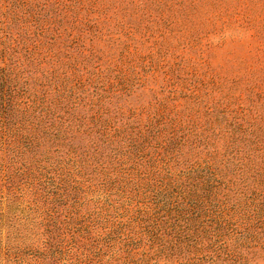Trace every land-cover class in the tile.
<instances>
[{
	"label": "trees",
	"instance_id": "obj_1",
	"mask_svg": "<svg viewBox=\"0 0 264 264\" xmlns=\"http://www.w3.org/2000/svg\"><path fill=\"white\" fill-rule=\"evenodd\" d=\"M6 1L0 0V5ZM204 1L150 0L144 11L140 9L141 17H147L153 26L137 24L131 29L143 31L149 38L156 32L164 36L159 24L170 33L177 26L189 29L194 11ZM10 2L8 10L2 11L0 6V40L13 29L20 38L12 46L0 48V230L9 227L12 234L4 244L0 239V260L7 264H158L161 260L257 264L259 252L264 258V80L248 82L245 99L234 96L235 90L233 96L223 94L225 102L203 105L200 92L208 93L209 84L182 78L181 72L174 76L179 68L171 69V78H164L171 87L169 96L157 103L161 109L146 112L147 121L153 116L150 122L142 128L139 112L136 127L129 131L117 127L111 136L110 121L100 110L85 117L73 109L83 101L74 97L78 91L85 93V87L97 86L101 75L86 76L84 82L77 80L69 89L55 77L59 81L55 92L43 89L45 85L35 76L37 68L60 53L66 27L58 32L54 25L66 23L67 16L58 19L54 15L63 7L75 12L85 3ZM151 6L159 9L154 18L147 13ZM19 23L30 29L23 30ZM85 58L92 63L97 56L91 53ZM128 68L136 70L131 64ZM115 70L113 79L122 73V69ZM136 79L140 78L123 76L117 89L111 85L105 93L111 92L113 98L114 91L131 92ZM212 85L211 94L219 91ZM180 87L184 92L178 91ZM180 100L183 103H175ZM193 105L202 106L203 118L201 108ZM131 114L137 118L135 112ZM78 136H93L94 148L81 151ZM114 137L125 147L123 161L117 162L113 155L108 161L104 158ZM114 161L118 168L113 171L123 174L128 184L141 183L157 195H147L151 206L140 209L136 205V214L126 223H118L119 230L107 232L111 229L110 210L115 207L111 196L117 195L111 189ZM92 187L104 194V205L90 209L86 206L90 202L87 196L95 192ZM135 197L131 201L136 202ZM29 225L42 229L40 247L26 242L32 234L20 231L21 226L26 231Z\"/></svg>",
	"mask_w": 264,
	"mask_h": 264
},
{
	"label": "rangeland",
	"instance_id": "obj_2",
	"mask_svg": "<svg viewBox=\"0 0 264 264\" xmlns=\"http://www.w3.org/2000/svg\"><path fill=\"white\" fill-rule=\"evenodd\" d=\"M58 1L66 3V0ZM82 1L85 3L84 6H81L82 9L78 7L75 12H71L63 7L59 8V12L63 10L61 13L54 15L58 16V19L67 16L66 23L63 20L61 26L59 23L54 25L58 32H63L66 27L62 34V45H59L60 50L56 48L60 53L49 63L37 68L38 73L35 76L42 85H45L43 89L55 92V88H59V81L55 80V77L60 80V84L63 83V86L69 89L76 85L77 80L84 82L86 76L94 79L98 74L101 75L97 86L93 84L89 88L85 87V93L78 91L74 97L78 102L83 101L73 109L78 116L85 117L94 115L95 111L100 110L102 112L100 115L104 118L107 117L110 121L111 136L117 127H120L119 129L128 127V131L131 126L136 127L137 123L134 121L135 119L139 120V112L143 121L140 125L142 128L150 122L153 116L147 121L146 112L151 113L156 109H161L162 107H158L157 103L164 101L165 97L169 96L168 91L171 87L166 85L164 78H171V69L179 68L173 72L174 76L181 72L180 77L182 78L209 84L208 93L205 90L200 92V100H203V105H210L218 101L225 102L223 94L229 92L233 96L235 90L234 96H241L245 99L248 84L251 81L258 83L264 80V0H205L204 4L194 11L195 17L188 25L189 29L175 26V31L170 33L169 29H165V25L159 24L160 30L165 31L164 36L160 37L156 32L154 38L144 36L143 31L140 33L141 31L134 32L131 29L137 24L143 27L153 26L147 17H141L144 5L150 4V0ZM89 2L95 4L89 5ZM66 4L69 5V3ZM0 6H2V11L8 10L5 8H10L11 2L8 0L5 4L1 3ZM158 12L159 9L151 6V10L147 13H150L154 18ZM48 20L50 19L48 18ZM19 25L23 30L30 29L24 27V24L19 23ZM15 32L16 30L13 29L9 33L2 34L0 42H3L4 45L0 48L4 49L9 44L12 46L13 42L20 38L19 35H15ZM19 32L23 35V32L20 30ZM147 32L150 34L152 30ZM191 35L196 38L195 42ZM74 38H78L77 41L71 42ZM155 40H157V44H154ZM45 43L47 47L50 46L49 43ZM158 52L160 53L158 54ZM91 53L97 58H92L93 62L88 63L89 58H85V56ZM144 57L147 58L144 59ZM4 62L9 63L6 58H4ZM21 62L24 60L21 59ZM130 64L132 68L136 66L134 72L128 68ZM24 67L27 68L26 63ZM115 69H122V73L113 79L117 74ZM100 71L103 74H100ZM164 73L169 75L164 76ZM81 74H84L85 77L79 78ZM128 74L140 78L136 79L131 92L120 94L114 91L113 98H111V92L105 93L111 85L117 89L122 77L124 76L125 79ZM103 80H105V84L101 83ZM212 84L218 87L219 91L211 94ZM182 90L181 87L178 89V91ZM102 95H108L109 98L104 100ZM176 95L179 96L180 92ZM98 98L101 99L96 102ZM253 99L255 100L254 96ZM175 103H183V101ZM197 107L201 108L200 116L203 118L202 106L193 105L194 109H198ZM132 112H135L137 118L132 116ZM197 131L201 132L202 130L198 128ZM93 140V136L89 138L78 136L76 143L81 147V151H91L94 148ZM117 140L116 137L111 138V148L107 146V149L102 148L105 149L104 158L106 161L112 155L117 162L123 161L127 157L124 152L125 147L119 145ZM217 146L221 152V143L219 142ZM207 151H212V149L209 148ZM220 157L221 155H218V158ZM117 162L111 163V189H113L112 193L117 195L111 196V202L115 207L110 210L111 229L107 232L119 230L118 223H126L130 216L136 214L134 211L136 205L140 209L151 206V203H148L147 195H157V191L149 192L141 183L135 186L128 184L127 179L124 180L122 177L123 174L113 171V167L118 166ZM114 180L115 182H113ZM131 187L132 193L130 194ZM92 189L95 192L87 196L90 202L86 208L90 209L94 206L104 205V194L96 187H92ZM134 196H136V202L130 199ZM28 198L25 196L26 200ZM5 206L6 204H3L4 208ZM36 220L39 221V219ZM20 231L27 232V235L28 233L32 234L26 241L27 243L39 247L42 245L44 240V236L41 235L42 229L29 225L26 231L21 226ZM10 236L12 234L9 232V227H3L0 230L2 244ZM2 246L4 252L5 245ZM0 264L7 263L2 259ZM158 264L172 263L161 260ZM257 264H264L263 252H259Z\"/></svg>",
	"mask_w": 264,
	"mask_h": 264
}]
</instances>
